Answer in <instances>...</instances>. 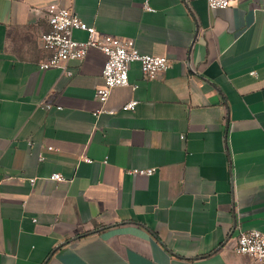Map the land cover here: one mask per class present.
<instances>
[{"label": "crops", "instance_id": "1", "mask_svg": "<svg viewBox=\"0 0 264 264\" xmlns=\"http://www.w3.org/2000/svg\"><path fill=\"white\" fill-rule=\"evenodd\" d=\"M145 1L0 0V264L253 263L235 247L264 233V0ZM52 2L170 67L132 63L102 105V51L40 68Z\"/></svg>", "mask_w": 264, "mask_h": 264}, {"label": "built area", "instance_id": "2", "mask_svg": "<svg viewBox=\"0 0 264 264\" xmlns=\"http://www.w3.org/2000/svg\"><path fill=\"white\" fill-rule=\"evenodd\" d=\"M237 2L238 0H207L210 9L228 8ZM144 7L153 10L149 0L145 1ZM46 13L48 28L40 35V44L48 52V56L41 62L40 68H60L71 76L73 72L68 67L70 61L83 60L91 49L102 51L107 56L102 71L103 85L95 94L102 105L108 101L114 88L131 86L129 72L132 63H140L146 79L157 78L170 67V61L166 56L141 53L134 39L98 31L94 25L86 23L72 7L52 2L46 7ZM77 30L84 31L87 34L86 39H77L74 36ZM132 88L137 89V85ZM138 103V100L132 99L123 106V109L134 110ZM46 106L52 107L51 104ZM48 150L58 149L48 146ZM40 159L43 160L44 155H41ZM155 171L156 168H144L132 169L129 172L152 175ZM50 178L55 181L65 180L60 172L52 173ZM235 250L238 254L252 258V264H263L264 233L259 229L242 231L238 235Z\"/></svg>", "mask_w": 264, "mask_h": 264}]
</instances>
